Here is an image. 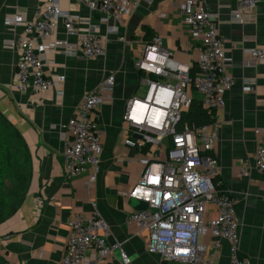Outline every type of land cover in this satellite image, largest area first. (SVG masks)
Listing matches in <instances>:
<instances>
[{"label":"crops","instance_id":"1","mask_svg":"<svg viewBox=\"0 0 264 264\" xmlns=\"http://www.w3.org/2000/svg\"><path fill=\"white\" fill-rule=\"evenodd\" d=\"M46 0H0V118L6 121L20 139L27 156V187L10 214L0 220V264H60L68 234V224L76 215H90L94 201L101 217L110 228L108 243H119L134 264H177L164 262L147 252L145 233L127 225L126 216L135 207L134 201L122 194L131 190L142 167L137 163L116 166L121 158H136V149L124 144L128 133L123 120L126 101L141 96L143 86L135 70L142 46L154 36L162 38L163 46L173 61L195 66L196 51L184 17L175 7V0H137L139 5L120 23L108 20L97 9H90L80 0H58L61 10L90 26H97L103 40V56L78 61L71 56L49 52L43 67L44 76L53 81L63 77L47 92L37 94L31 88L17 92L15 85L17 54L6 47L21 31L4 22L15 15L33 21L35 11ZM215 15L217 30L225 51L232 59L228 73L233 87L225 94V108L214 114L218 138L215 154L224 188L235 198V212L240 221V256L251 264H264V173L253 168L241 175L242 162L253 164L257 148V128H264V62L245 68L243 62L253 48L264 49V0H261L249 23H236L230 11L236 1L201 0ZM78 31L86 34L87 25ZM56 37L75 42L64 33L61 21ZM109 75L115 78L113 99L100 105L96 114L104 131L100 174L89 190L83 188L87 174L67 180L63 174L61 154L63 143L60 125L74 113L82 96ZM254 81L247 88L243 81ZM161 82L172 83L170 78ZM215 208L207 207L205 220L214 218ZM209 234L199 243L205 257L214 255V264H229L228 244L211 248ZM93 257V252H88ZM101 264H119V253Z\"/></svg>","mask_w":264,"mask_h":264},{"label":"built area","instance_id":"2","mask_svg":"<svg viewBox=\"0 0 264 264\" xmlns=\"http://www.w3.org/2000/svg\"><path fill=\"white\" fill-rule=\"evenodd\" d=\"M217 0L219 7L225 6ZM230 11L236 23H249L261 0H235ZM90 9L101 11L107 23H120L134 10L137 0H80ZM182 14L197 53L194 67L172 60L163 46L162 38L154 36L142 46L134 67L143 86L141 96L126 101L123 120L128 128L124 144L136 149V158H121L116 166L137 163L141 174L131 190L122 194L126 199L147 204L142 211L133 210L126 216V224L134 225L139 234L145 233L147 252L164 262L177 264H214V255L205 257V247L199 243L209 234L211 248L217 250L228 244L229 264H251L240 256V221L235 212V198L224 188L215 154L217 125L215 121L189 126L182 122L191 103L197 101L208 112L225 108V94L234 80L228 73L232 61L227 55L218 33V22L201 0H175ZM33 21L20 15L6 20L4 25L21 31L6 47L17 54L15 89L25 92L31 88L37 94L50 90L63 77L53 81L44 76L43 67L49 52L87 61L103 56L104 42L98 37L97 26L79 20L61 10L58 0H46L35 11ZM215 17V18H214ZM61 21L64 33L75 37V42L56 37V26ZM87 25L86 34L78 27ZM264 62V49L253 48L243 62L253 68ZM170 78L172 83L161 82ZM243 84L253 87L254 81ZM115 78L109 75L86 92L73 115L61 124L63 151L61 162L67 180L87 174L83 188L89 190L100 174L104 131L98 123L97 109L113 99ZM257 148L253 164L242 162L241 175L248 176L253 168L264 173V128L255 130ZM136 136L138 138H136ZM90 215H76L68 224L60 264H101L115 252L119 264H134L121 244L108 243L110 228L99 214L94 201ZM215 208L214 218L204 219L207 207ZM93 252L89 257L88 252Z\"/></svg>","mask_w":264,"mask_h":264},{"label":"rangeland","instance_id":"3","mask_svg":"<svg viewBox=\"0 0 264 264\" xmlns=\"http://www.w3.org/2000/svg\"><path fill=\"white\" fill-rule=\"evenodd\" d=\"M27 163L10 125L0 118V220L8 216L24 194Z\"/></svg>","mask_w":264,"mask_h":264},{"label":"trees","instance_id":"4","mask_svg":"<svg viewBox=\"0 0 264 264\" xmlns=\"http://www.w3.org/2000/svg\"><path fill=\"white\" fill-rule=\"evenodd\" d=\"M214 113L212 112H208L206 109L202 108L200 103L197 101H193L188 109V111L183 114L182 116V122L188 124L189 126H201V125H205L208 123L213 122L214 120ZM12 130V129H11ZM13 133L16 135L20 146H21V142L19 137L17 136V134L13 131ZM21 150L24 153L25 159H26V163H27V156L26 153L24 152V150L21 147ZM27 168V166H26ZM27 187V181H26V185H25V190ZM24 190V193H25Z\"/></svg>","mask_w":264,"mask_h":264},{"label":"water","instance_id":"5","mask_svg":"<svg viewBox=\"0 0 264 264\" xmlns=\"http://www.w3.org/2000/svg\"><path fill=\"white\" fill-rule=\"evenodd\" d=\"M136 138H138V137L136 136ZM134 203H135L134 209L136 211H142V210H145L147 208V204H145V203H142L139 201H134Z\"/></svg>","mask_w":264,"mask_h":264}]
</instances>
